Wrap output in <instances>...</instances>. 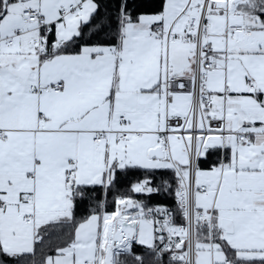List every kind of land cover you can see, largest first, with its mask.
<instances>
[{"label": "snow or ice", "instance_id": "snow-or-ice-1", "mask_svg": "<svg viewBox=\"0 0 264 264\" xmlns=\"http://www.w3.org/2000/svg\"><path fill=\"white\" fill-rule=\"evenodd\" d=\"M117 3L0 0V264H264V0Z\"/></svg>", "mask_w": 264, "mask_h": 264}, {"label": "trees", "instance_id": "trees-1", "mask_svg": "<svg viewBox=\"0 0 264 264\" xmlns=\"http://www.w3.org/2000/svg\"><path fill=\"white\" fill-rule=\"evenodd\" d=\"M97 3L101 5L100 18H104L108 15H111L112 17L115 16L116 8L118 7L117 0H97ZM135 3L140 6L133 7L132 11L134 13L136 12L151 13L156 10L153 7V5L155 3H158V0H135ZM142 178H143L142 176L120 178L119 182L116 185V188L113 190L112 194L108 197L109 204L111 205V201L115 199L118 195L124 194L127 191V189L130 187L131 182H134L135 180ZM152 180L155 186L162 185L164 181L173 183V177L171 176V174H166V175L157 174L154 177H152ZM146 202L150 206H164L167 208L175 209V211H177L175 195L171 191L170 192L162 191L161 193L153 196L152 198L147 199ZM109 210H111V206L109 207ZM80 214L81 215L86 214L85 209L83 207H81L80 209ZM177 217L179 219V216ZM64 239H67V236L62 231H56L50 233L49 236L45 238L42 249L38 251V254L34 257V260L36 262L40 261L42 259V253L47 252L50 254L51 251L54 250L56 245L63 243ZM24 264H33V260H25Z\"/></svg>", "mask_w": 264, "mask_h": 264}, {"label": "built area", "instance_id": "built-area-1", "mask_svg": "<svg viewBox=\"0 0 264 264\" xmlns=\"http://www.w3.org/2000/svg\"><path fill=\"white\" fill-rule=\"evenodd\" d=\"M170 210H173L174 212H175V209H171V208H169ZM176 210H177V205H176ZM177 221L179 222V219H178V217H177Z\"/></svg>", "mask_w": 264, "mask_h": 264}]
</instances>
